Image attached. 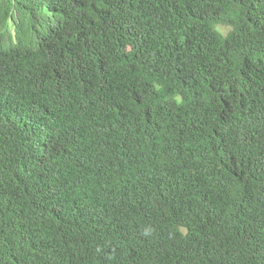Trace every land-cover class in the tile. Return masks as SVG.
Segmentation results:
<instances>
[{"label": "trees", "instance_id": "obj_1", "mask_svg": "<svg viewBox=\"0 0 264 264\" xmlns=\"http://www.w3.org/2000/svg\"><path fill=\"white\" fill-rule=\"evenodd\" d=\"M0 264H264V0H0Z\"/></svg>", "mask_w": 264, "mask_h": 264}, {"label": "rangeland", "instance_id": "obj_2", "mask_svg": "<svg viewBox=\"0 0 264 264\" xmlns=\"http://www.w3.org/2000/svg\"><path fill=\"white\" fill-rule=\"evenodd\" d=\"M219 28L220 30H222L223 32H225L226 30H228V27H217Z\"/></svg>", "mask_w": 264, "mask_h": 264}]
</instances>
